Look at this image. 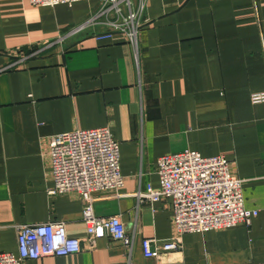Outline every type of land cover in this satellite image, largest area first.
Instances as JSON below:
<instances>
[{"label": "crops", "instance_id": "0c3cea01", "mask_svg": "<svg viewBox=\"0 0 264 264\" xmlns=\"http://www.w3.org/2000/svg\"><path fill=\"white\" fill-rule=\"evenodd\" d=\"M98 6L0 0V66L5 52L53 41L0 73V252L18 254V225L61 220L81 250L22 264L264 262V102L251 100L264 92V0H148L136 48L119 33L63 36ZM98 127L118 142L124 186L94 192L93 212L119 215L130 248L90 238L84 201L48 192L47 138ZM184 150L231 161L244 206L257 210L249 226L180 235L169 198L138 200L136 192L160 188L158 158ZM179 235L181 248L144 256L143 238Z\"/></svg>", "mask_w": 264, "mask_h": 264}, {"label": "built area", "instance_id": "2783aa9c", "mask_svg": "<svg viewBox=\"0 0 264 264\" xmlns=\"http://www.w3.org/2000/svg\"><path fill=\"white\" fill-rule=\"evenodd\" d=\"M28 1L35 5L54 6L92 0ZM96 1L99 6L93 15L63 36L84 29H92L93 35L98 38L119 33L136 48L141 29L147 22L144 13L148 0ZM52 43L49 41L34 48L30 46L28 52L21 47L5 52L9 62L0 66V73L40 55ZM251 100L254 103L264 102V92L252 94ZM46 141L53 181L49 194L79 196L84 201L82 219L88 236L94 239L107 236L112 242L130 248L132 240L120 216H96L92 207L94 192H120L124 186L119 145L110 130L107 127L77 129L49 136ZM230 163L224 156H202L192 150L164 154L158 158L156 168L160 188L155 190L149 186L135 195L140 202L169 198L173 208V224L180 235L226 229L239 222L249 226L257 210L244 206L243 180L230 173ZM16 230L18 254L0 252V264H22L25 260L46 255L65 256L81 250V240L68 236L65 223L61 220L21 224ZM180 235L162 241L143 238L141 246L144 256L159 257L167 251L181 248Z\"/></svg>", "mask_w": 264, "mask_h": 264}]
</instances>
